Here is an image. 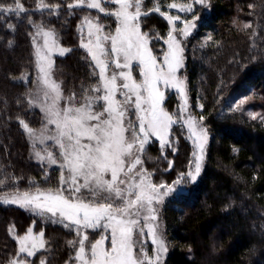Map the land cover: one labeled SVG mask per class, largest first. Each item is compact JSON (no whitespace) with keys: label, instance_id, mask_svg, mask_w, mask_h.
<instances>
[{"label":"trees","instance_id":"1","mask_svg":"<svg viewBox=\"0 0 264 264\" xmlns=\"http://www.w3.org/2000/svg\"><path fill=\"white\" fill-rule=\"evenodd\" d=\"M171 1L159 0L160 10L170 11ZM14 2L0 0V5ZM20 2L25 12H0V197L55 188L63 171L36 158L34 141L20 124L23 120L34 129L44 124L39 108L28 103L38 90L33 43L37 25L53 30L70 49L55 61L54 70L65 97L75 94L79 102L97 79L80 45L85 36L81 19L98 15L105 23L99 13L66 7L74 0H45L60 5L58 9H40L39 0ZM207 2L199 30L184 43V74L193 115L210 140L199 180H185L179 193L163 205L169 249L164 264H264V0ZM141 20L149 36L165 39L167 24L158 12L150 11ZM185 134L174 127L172 139L185 141ZM191 149L180 148L166 182H176L185 173ZM150 153L161 161L154 148ZM31 225L46 229L51 248L46 254L57 249L59 256L67 250L64 240L72 230L0 202V264L16 255L15 238Z\"/></svg>","mask_w":264,"mask_h":264},{"label":"snow or ice","instance_id":"2","mask_svg":"<svg viewBox=\"0 0 264 264\" xmlns=\"http://www.w3.org/2000/svg\"><path fill=\"white\" fill-rule=\"evenodd\" d=\"M194 3L203 4L204 0H194ZM108 5L118 7L111 10ZM37 7L58 9L60 5L39 0ZM66 7L98 10L114 17L118 26L104 33L98 18L84 16L81 32L86 26L88 39L81 46L91 57L93 75L97 79L83 91L80 102H76L75 94L65 97L61 84L52 77L54 62L50 53L57 47L54 32L37 25L33 43L36 36L43 37L42 46L36 50L39 91L28 103L44 114V124L40 129L30 127L23 120L20 124L33 139L34 149L36 142L52 141L50 147L57 149L56 153L44 147L42 151H35V156L41 163L58 165L63 171L60 184L55 188L36 187L34 191L0 197V202L38 214L48 213L56 218L53 223H63L65 228L74 230L79 240L69 241V245L77 250L74 261L79 264H162L168 249L157 233L155 222L159 217L154 204L162 195L161 188L167 187L169 193L174 189L151 183L147 170L142 167L141 156L151 137L159 140L161 147L168 143L166 137L175 120L162 106L163 89L171 87L182 94L185 92L184 82L177 76L183 49L169 34L167 53L162 63L157 62L149 47L150 37L141 31L139 24L140 17L149 14L147 10L142 11V0H74ZM167 7L193 12V5L187 0L170 3ZM25 11L20 0L0 5L2 13ZM151 11L158 12L173 25L181 19L179 15L161 11L159 0ZM197 19L199 17L193 13L183 20L181 31L185 36L196 27ZM68 51L70 49L59 47L61 56ZM134 65L139 79L133 75ZM187 125L199 150L193 153L194 172L187 173L195 182L201 172L207 133L198 128L194 118L190 117ZM145 228L152 237V244L156 245L154 256L145 251L140 240ZM88 229L110 230V233L101 234L99 239L90 242ZM43 238L42 231L37 238L29 230V234L20 239L22 255L14 256L9 264H31L27 257L44 249ZM40 264L46 261L41 258Z\"/></svg>","mask_w":264,"mask_h":264},{"label":"rangeland","instance_id":"3","mask_svg":"<svg viewBox=\"0 0 264 264\" xmlns=\"http://www.w3.org/2000/svg\"><path fill=\"white\" fill-rule=\"evenodd\" d=\"M207 1L208 0H204L203 4H199V3H194V0H187V3H190L193 5V12H182V11H179L178 9H171L170 8L169 9L170 11L166 12L168 15H179L181 17L180 20L175 21V25L170 23L164 16H161L159 14L166 21V24H167V34H166V37L164 40L160 39L158 35H155V37H151L146 32L148 34V36L150 37L149 47L151 48L153 54L157 57L158 63H162L163 56L167 53L168 44L166 43V41L168 39L169 34H171L172 36H174L176 38V40L179 42L180 47L183 49V53H182L183 61H182L181 67L177 71V76L184 82L185 92L182 94L179 91H177L171 87L163 89L164 99L162 101V106L166 111L169 112L170 115L173 116V118L175 120V123L172 124V126L170 128V133H169L168 137H166L168 143H166L163 147H161L160 141L157 140L155 137H151L149 142L145 146V151H144L143 155L141 156V159L143 161L142 167H143V169L147 170L146 174L148 175V179L150 180V182L153 184H157V185L164 184V185H166L168 187H172L174 189L171 193H169L167 187L161 188L160 192L162 195L160 196V199L154 204V207L157 209V214L159 217V219L155 222L158 225L157 233H158V236L160 238H162L163 240H164V232H163L164 229H163V222L161 220V211H162L163 205L165 204V202L168 199L175 197L179 193V192L177 193V191L179 190L178 188H182L184 186L185 180L193 182V181H191L190 177H188L187 173L194 172V165H195L196 161H195V157L193 156V153L194 152L198 153V151H199L197 144L194 143L195 137L192 136L191 132L188 129V125H187V120L190 117L194 118L195 120H196V117L193 115V112H192L194 105H193L191 98H190L187 77L184 74V70H185L184 43L186 42V40L188 38L192 37L199 30L200 24H201L199 21L201 19L200 16L202 14V11L205 10V7L207 6V3H208ZM173 2L184 3L185 0H172L170 3H173ZM170 3H168V4H170ZM142 4H143L142 11L147 10L150 13L151 9L154 6H156L157 0H142ZM159 5H160V3H159ZM107 7L111 10H115V8L118 7V5H115V6L114 5H108ZM78 8H81V7H78ZM83 8H86V7H83ZM86 9H88V8H86ZM89 10L94 11L96 13H99L100 16L101 15L105 16V21H104L105 23L104 24H101L98 21V23H100L103 26L104 33L114 31L115 27L118 26L114 17H109V16L106 17V15L104 13H100V12H98V10H95V9H89ZM193 13H195V15L199 17V19H197L195 21L196 27L194 29L190 30L189 35L185 36L183 34V32L181 31V29L184 27L183 20L186 17H188V18L192 17ZM84 16H82V19H81L82 21L84 19ZM88 16L98 18V20H99L98 15H97L98 17L92 16V15H88ZM143 17L144 16L142 15L140 17V20H139V24H140L142 32H144V30L142 28V20H141ZM112 21L113 22L115 21V25L114 24L112 25ZM173 27L176 28V31H173ZM44 30H49V29H44ZM84 30H85V36L82 38L80 45H82V42L86 43L87 39H88L86 26L84 27ZM54 39H55L57 47H54L52 49V52L50 53L51 59L54 62L53 66H52V77L56 82L60 83L57 75L55 74V70H54L55 61L58 58H64L69 53V51H68L63 56L59 55V47H63L66 49H69V48L63 44L60 36L55 32H54ZM42 44H43V37L42 36H36V43H34V53H35V58H36L37 71H38V66H37L36 50H37V47L42 46ZM89 57H90V55H89ZM90 59H91V57H90ZM112 67L114 68V65ZM117 71H119V70H117ZM133 75L137 79L140 78L138 71L135 70V65H134ZM37 88H38V90H37V92H38L39 91L38 81H37ZM61 88H62V86H61ZM62 91H63V89H62ZM37 92H36V94H37ZM63 94H64V92H63ZM185 97L187 100L186 104H185ZM35 98H36V96H35ZM63 103L64 102L62 101L61 104H63ZM42 115L44 116L43 113H42ZM196 122H197L198 128L205 129L203 126H201V124H199V122L197 120H196ZM50 127H54V126H50ZM174 127H179L181 129L185 130V133H186L185 134L186 135L185 141L184 140L181 141L179 139H172V130ZM206 133H207V140H206V143L204 144L203 160L201 161V172L197 176V179L195 182H197L201 176V173L203 170L204 158H205V154H206V149L208 147L209 140H210V136H209L207 130H206ZM51 144H52V141H47L46 144H40L39 142H37L36 148H37V150L42 151V149L44 147H48V145L51 146ZM186 144H188V146ZM50 146H49V150L53 151V149H55V148H51ZM189 146L192 149L190 150V152L188 154V156L190 157L191 160L188 164H186L187 170H184L185 173L182 174L181 176H179V175L177 176L178 179L176 182H170V181L166 182L164 179L168 178L167 175L168 174L171 175L169 177H172V175H173V174H171L173 171L172 169L174 168L176 161H178V159L180 157V148L184 147L185 149L189 150ZM152 148H154L156 150V152H158V154H160V159H161V161L163 160L162 163H161V161H158V158H156L154 155H152L150 153V151L152 152ZM53 153H54V151H53ZM138 168H140V166H138ZM184 169H186V168H184ZM154 178H160L161 180L157 183V182H155ZM178 181H179V183H177ZM65 195H67V193H65ZM8 205L22 209V210L30 212L32 214H37L43 218H48L49 220H51V222L56 219L55 217H51V215L48 213L38 214L35 211H30V210H27L25 208H21L18 205H13V204H8ZM53 225H59V226L65 228L63 226V223H53ZM66 229H69V228H66ZM29 230H31L32 235L36 236L37 238H38L39 232L42 231L44 233L43 239L45 241L44 249H40V250L36 251V254L33 257H27V260L30 261L31 264H40L41 258L46 261V264H79L78 261H74V257L76 255L77 250L69 245V241H78L79 240V237L76 235L74 230H72L73 235L71 236V235L67 234L68 237H66V240H64L65 245L66 244L68 245L66 247L67 250L66 249L63 250V253L58 256V250L56 249V251L54 252V249H53V253L48 255V254H46L45 251L51 252V248L47 242L46 229L44 227H42L41 229H35L34 225H31L26 233H23V234L16 236V238H15L16 243H17V252L15 255L16 257H19L22 255L19 252L20 239L27 236L29 234ZM109 233H110V230H101V229H95V230L88 229L87 230V234L89 235V241L90 242H94L96 239H99V236L101 234L108 235ZM140 240L143 242V247H144L145 251H147L149 253V255L154 256L156 254V245L152 244V237L150 234L147 233L146 228H145L143 235L140 236ZM27 243L30 244L31 241H28ZM139 246L140 245H137V248H139ZM166 246H167V244H166ZM167 249H168V246H167ZM168 253H169V249H168L167 253L164 254V256L162 258V264L165 263V260L168 256ZM56 254H57L58 258L56 257ZM7 264H9V263H7Z\"/></svg>","mask_w":264,"mask_h":264}]
</instances>
